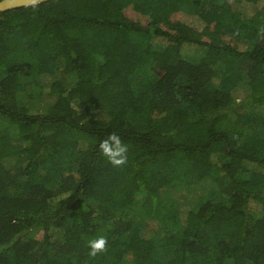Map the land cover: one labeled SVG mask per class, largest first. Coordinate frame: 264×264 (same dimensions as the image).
Listing matches in <instances>:
<instances>
[{
	"label": "trees",
	"instance_id": "1",
	"mask_svg": "<svg viewBox=\"0 0 264 264\" xmlns=\"http://www.w3.org/2000/svg\"><path fill=\"white\" fill-rule=\"evenodd\" d=\"M260 1L0 12V264H264V16L240 9Z\"/></svg>",
	"mask_w": 264,
	"mask_h": 264
},
{
	"label": "rangeland",
	"instance_id": "2",
	"mask_svg": "<svg viewBox=\"0 0 264 264\" xmlns=\"http://www.w3.org/2000/svg\"><path fill=\"white\" fill-rule=\"evenodd\" d=\"M264 4V0H261L258 4H247L242 6V8H240L241 10H244V12L247 15H253L257 12H260L261 16H264V8L262 9V5ZM127 15L134 19V20H140L143 23H147V19L145 17H143L142 15L136 13L135 11H133L132 9H127L126 10ZM175 19H182L184 21H187L189 23H191L192 25L198 27V28H202L203 27V23L201 21H199L197 18L192 17L191 15H188L184 12H179L176 14V16L174 17ZM228 39V38H226ZM159 42H165V40L157 38L154 43L155 44H159ZM183 52L187 55H193L194 53L198 52L197 51V47L194 45H187L184 46L183 48ZM51 79L49 77H43L42 81L39 79L38 82L34 81V86H30L28 87V92L32 93L33 96L31 99H33L34 102H37L39 105H41V107H45L48 103V101L51 99V96H49L48 91H49V81ZM137 82V80H136ZM243 91H244V97H246L249 94V90L247 88V84L246 82H243ZM42 92V95L39 96ZM248 106V104L246 105ZM98 117L100 118H105V113L103 112H98L97 113ZM199 190L197 192H194L192 194L189 195V198L191 199V201L193 202V204H195V200H196V195L199 194ZM202 192H205V190L203 189ZM163 196L168 200V202H170L171 200L173 202H175V199H179V196L173 194L170 195L172 197H168L165 196L163 194ZM170 205V204H169ZM171 225V224H170ZM148 228L151 230L152 233L161 236L163 234V231L161 229V227L159 226V223L157 221L154 222V224H151L149 222Z\"/></svg>",
	"mask_w": 264,
	"mask_h": 264
},
{
	"label": "clouds",
	"instance_id": "3",
	"mask_svg": "<svg viewBox=\"0 0 264 264\" xmlns=\"http://www.w3.org/2000/svg\"><path fill=\"white\" fill-rule=\"evenodd\" d=\"M109 140L113 142V146L109 145ZM100 148L106 155H108L112 163L121 164L124 162L125 157L123 153L126 151V149L121 145V142L116 135L113 134L108 140H104L101 143ZM90 244L92 249L95 251L96 249H101L104 246L105 240L101 237L97 240L90 241Z\"/></svg>",
	"mask_w": 264,
	"mask_h": 264
},
{
	"label": "water",
	"instance_id": "4",
	"mask_svg": "<svg viewBox=\"0 0 264 264\" xmlns=\"http://www.w3.org/2000/svg\"><path fill=\"white\" fill-rule=\"evenodd\" d=\"M45 0H0V12L12 8L36 4Z\"/></svg>",
	"mask_w": 264,
	"mask_h": 264
}]
</instances>
